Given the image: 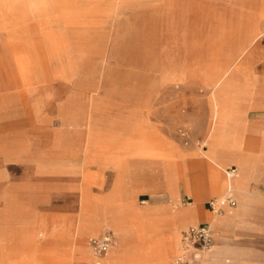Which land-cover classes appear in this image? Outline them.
<instances>
[{"label":"rangeland","instance_id":"obj_1","mask_svg":"<svg viewBox=\"0 0 264 264\" xmlns=\"http://www.w3.org/2000/svg\"><path fill=\"white\" fill-rule=\"evenodd\" d=\"M0 19L12 23L0 29V236L31 237L23 251L35 249L36 264H84L61 237H76L94 215L82 196L147 211L148 193L166 181L156 142L189 154L175 159L189 179L190 153L203 146L210 62L253 24L264 46V0H0ZM141 133L147 152L123 146ZM114 136L119 147L109 146L106 156L119 168L98 166L96 140L109 145ZM194 175L207 185L206 171ZM178 187L179 207L187 208L184 182ZM225 192L200 202L207 208ZM156 224L142 219L134 228ZM158 224L165 229L167 221ZM189 226L180 225V235ZM107 231L77 237L87 264L96 260L89 240ZM65 247L69 260L61 256ZM52 250L54 260L46 256ZM136 264L161 263L149 257Z\"/></svg>","mask_w":264,"mask_h":264},{"label":"crops","instance_id":"obj_2","mask_svg":"<svg viewBox=\"0 0 264 264\" xmlns=\"http://www.w3.org/2000/svg\"><path fill=\"white\" fill-rule=\"evenodd\" d=\"M10 26V21L0 19V29ZM253 28L254 24L246 38L238 36L235 48L215 56L206 70L205 86L209 89L204 114L206 128L203 146L190 153L189 179L175 161L176 158L187 159L189 154L171 142L160 140L155 143L160 149L156 155L166 181L164 188L148 193L144 203L149 213L139 214L127 204L119 210L111 199L90 202L82 196V207L92 209L94 215L79 226L76 237H61L70 244V249L79 253L84 264H87V247L77 237L111 231L113 243L102 264H136L149 257L166 264L171 255L179 251V226L202 224L209 225L213 233V246L203 257L204 264H264V46L258 45L259 37L252 35ZM260 39L261 43L263 38ZM140 136L138 141L125 140L123 146L127 148L135 143L147 152L149 141L144 133ZM116 138L114 136L109 145H101L96 140L95 146L103 152L95 156L98 166L111 164L114 169L119 168L117 160L108 161L109 156H106L109 146L119 147ZM232 170L234 172L230 173ZM205 171L207 185L204 187L197 183L194 173ZM179 180L184 182L192 200L184 209L179 207ZM224 189L233 194L235 206H224L221 212L214 214L209 205L206 208L200 202L204 196H219ZM164 208L166 213L159 214ZM127 212L134 215L130 221L125 220ZM142 219L157 224L149 230L134 228ZM161 220L167 221L165 229L158 224ZM189 221L193 224L187 223ZM51 236L58 237L57 234ZM133 241L140 245L135 246ZM31 243V237L20 233L1 235L0 264H36V250L29 248L27 255L24 252ZM56 254L52 250L46 256L54 260ZM61 256L69 260V249L65 247Z\"/></svg>","mask_w":264,"mask_h":264},{"label":"built area","instance_id":"obj_3","mask_svg":"<svg viewBox=\"0 0 264 264\" xmlns=\"http://www.w3.org/2000/svg\"><path fill=\"white\" fill-rule=\"evenodd\" d=\"M180 134L185 137L187 132L180 130ZM233 172L234 170L230 171V173ZM224 206H235L234 196L229 190L219 201L212 200L209 202V207L214 212H221ZM112 243L113 237L108 231L89 240V245L98 257L104 256ZM181 244L186 253L176 256L170 264H198L199 258L195 252H206L213 246V233L210 226L202 224L187 228L181 234Z\"/></svg>","mask_w":264,"mask_h":264},{"label":"bare ground","instance_id":"obj_4","mask_svg":"<svg viewBox=\"0 0 264 264\" xmlns=\"http://www.w3.org/2000/svg\"><path fill=\"white\" fill-rule=\"evenodd\" d=\"M207 162V161H206ZM230 175V174H229ZM210 182V181H209ZM223 198V197H221ZM221 198L219 199H216L215 201H219ZM219 212H214V214H218ZM108 251L109 249L107 250V252L105 253L104 256L102 257H98L96 255V260H95V264H101L102 260L108 255ZM210 251V250H209ZM209 251H206V252H195L196 256L199 258V263L198 264H204V260H203V257L209 252ZM183 253H186L185 250H183L182 248V244H181V237H180V246H179V251L177 252V254L175 255L176 256H179Z\"/></svg>","mask_w":264,"mask_h":264}]
</instances>
